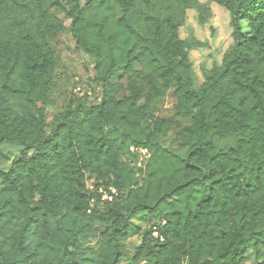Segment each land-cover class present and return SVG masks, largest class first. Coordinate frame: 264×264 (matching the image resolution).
I'll return each instance as SVG.
<instances>
[{"label": "trees", "instance_id": "obj_1", "mask_svg": "<svg viewBox=\"0 0 264 264\" xmlns=\"http://www.w3.org/2000/svg\"><path fill=\"white\" fill-rule=\"evenodd\" d=\"M211 4L231 44L196 87L202 44L180 29ZM65 34L97 92L62 87ZM5 146L0 264H246L264 251V0H0V164Z\"/></svg>", "mask_w": 264, "mask_h": 264}, {"label": "rangeland", "instance_id": "obj_2", "mask_svg": "<svg viewBox=\"0 0 264 264\" xmlns=\"http://www.w3.org/2000/svg\"><path fill=\"white\" fill-rule=\"evenodd\" d=\"M211 12L212 17L209 22L200 25L197 21L196 12L188 10L185 25L180 29L182 39L191 38L202 44V47L193 49L190 52L196 87L200 86L203 81L201 67L210 69L213 64L219 63L224 51L231 44L228 12L216 4H211ZM59 46L62 63L60 70L62 87L80 94H92L94 90L97 92V88L92 82V59L75 50V44L68 34L61 38ZM52 112L53 109H48L49 114ZM156 115L167 119L174 118V98L171 93L158 104ZM3 150L9 157V162L0 164V171L7 170L11 162L20 155V149L15 146H5ZM144 155L145 152H142L140 160ZM136 221L139 220L136 219ZM127 243L137 245L139 240L135 236H131ZM261 261H264V251L257 253L253 249H249L246 255V264H257Z\"/></svg>", "mask_w": 264, "mask_h": 264}]
</instances>
